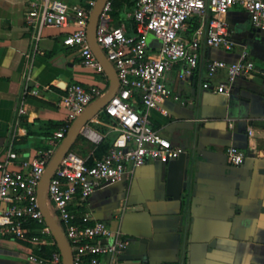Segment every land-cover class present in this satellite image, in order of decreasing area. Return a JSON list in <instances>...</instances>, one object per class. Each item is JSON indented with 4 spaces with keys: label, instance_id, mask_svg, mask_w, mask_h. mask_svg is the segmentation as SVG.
Returning a JSON list of instances; mask_svg holds the SVG:
<instances>
[{
    "label": "crops",
    "instance_id": "1",
    "mask_svg": "<svg viewBox=\"0 0 264 264\" xmlns=\"http://www.w3.org/2000/svg\"><path fill=\"white\" fill-rule=\"evenodd\" d=\"M32 2L0 0V160L14 152V170L48 149L53 157L61 145L63 139L56 146L50 140L66 119L61 99L69 85L95 87L100 97L109 89L104 70L83 67L77 49L63 45L75 30L72 20L65 28L42 27L37 38V28L25 23ZM131 11L124 2L122 19L115 20L113 6V25L129 28ZM224 20L234 48L202 46L185 80L179 78L184 66L175 65L164 79L168 96L159 110L147 112L153 129L184 153L166 164L151 161L133 169L94 191L84 205V212L128 241L116 264H264V30L254 32L240 6ZM148 42L156 45L152 36ZM244 50L254 70L236 79L227 94L216 91L227 74L209 77L207 64L235 63ZM137 109L144 112L140 104ZM99 113L85 129L114 136L112 120L104 122ZM84 130L74 146L79 152L81 143L95 147ZM229 147L245 155L242 165L229 163ZM51 249L0 238V264H25L28 254L47 257Z\"/></svg>",
    "mask_w": 264,
    "mask_h": 264
},
{
    "label": "built area",
    "instance_id": "2",
    "mask_svg": "<svg viewBox=\"0 0 264 264\" xmlns=\"http://www.w3.org/2000/svg\"><path fill=\"white\" fill-rule=\"evenodd\" d=\"M113 1L106 0L102 7L95 40L118 79L116 94L103 108L113 122L110 129L116 136L108 152L99 159H84L69 151L46 190L48 208L62 226L72 264H116L128 245L119 231L83 211L94 191L120 182L124 174L148 162L166 164L184 153L153 129L147 115L149 110H159V104L168 96L165 75L175 65L182 64L179 78H190L202 46L232 50L235 42L224 16L234 6L247 13L253 29L264 30L262 0H133L128 14L129 28L124 24L113 25ZM96 2L84 0L82 5H69L62 0H33L25 13V23L37 28L38 38L42 27L65 28L72 20L75 30L63 40V45L77 49L83 67L101 73L104 69L87 37L88 21ZM192 19L197 20L198 26L188 34V22ZM149 36L156 40L155 46L149 44ZM222 70L226 71L227 82L219 84L216 91L227 94L236 79L251 74L254 64L244 50L235 63L211 61L206 66L209 77ZM100 96L95 87L69 85L61 99L66 119L50 144L56 146V140L64 139L73 122ZM138 104L144 112L138 111ZM83 134L93 146H98L104 138L90 129H85ZM52 154V149L43 151L21 162L15 170L11 168L17 159L14 152L8 151L0 160V238L26 242L40 251L56 246L37 196ZM226 156L235 167L245 159L234 147L227 148ZM25 264H62V258L59 251L51 249L47 257L28 254Z\"/></svg>",
    "mask_w": 264,
    "mask_h": 264
},
{
    "label": "water",
    "instance_id": "3",
    "mask_svg": "<svg viewBox=\"0 0 264 264\" xmlns=\"http://www.w3.org/2000/svg\"><path fill=\"white\" fill-rule=\"evenodd\" d=\"M105 2L106 0H97L88 21L87 37L94 54L96 55L98 61L102 65L108 77L109 89L105 95L92 102L86 108V110L73 122L61 145L58 147L57 151L49 161L45 172L40 179L37 189L39 208L45 220V224L49 229L60 252L62 264H72V255L62 228L59 226L55 215L53 216L50 209L48 208L46 190L48 183L55 173L57 167L59 166L62 158L71 150L82 130H84L87 124L105 107L110 99L116 94L118 89V79L116 72L112 65L107 61L106 57L104 56L95 40V33L99 22V16ZM252 30L254 32H260V30Z\"/></svg>",
    "mask_w": 264,
    "mask_h": 264
},
{
    "label": "trees",
    "instance_id": "4",
    "mask_svg": "<svg viewBox=\"0 0 264 264\" xmlns=\"http://www.w3.org/2000/svg\"><path fill=\"white\" fill-rule=\"evenodd\" d=\"M124 2L126 3V5L130 8L133 5V2L130 0H114L113 1V6H114V10H116L117 13H114L113 16L115 18V20H120L122 19V12L124 10ZM198 26L197 20L196 19H192L188 22V30L187 33H191L192 31H194L196 29V27ZM104 122H109V117L105 115L104 111L102 110L99 115H98ZM63 125H61L62 127ZM81 135L78 136L76 142L74 143V145L72 146L70 152H72L74 150V146L76 145V143L81 140ZM112 142L113 139L110 136H106L103 138L102 142L98 145L95 146L91 149V151L95 154L94 156L99 159L102 156H104L108 150L110 149V147L112 146ZM91 163V160H90ZM59 226L62 228L60 222L58 223ZM54 249L56 251H59L57 248V245L54 247Z\"/></svg>",
    "mask_w": 264,
    "mask_h": 264
},
{
    "label": "rangeland",
    "instance_id": "5",
    "mask_svg": "<svg viewBox=\"0 0 264 264\" xmlns=\"http://www.w3.org/2000/svg\"><path fill=\"white\" fill-rule=\"evenodd\" d=\"M114 136H111V138H115V134H113ZM62 143V142H61ZM80 152L78 150H73L72 152L80 157L83 158V153L84 154H89L88 156L91 157H95L93 152H90L91 147L87 145V143H81L80 145H78ZM52 215L54 216L53 211L51 212ZM59 223V222H58Z\"/></svg>",
    "mask_w": 264,
    "mask_h": 264
}]
</instances>
